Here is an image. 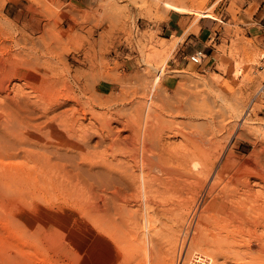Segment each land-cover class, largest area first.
Wrapping results in <instances>:
<instances>
[{"label": "rangeland", "instance_id": "374dc122", "mask_svg": "<svg viewBox=\"0 0 264 264\" xmlns=\"http://www.w3.org/2000/svg\"><path fill=\"white\" fill-rule=\"evenodd\" d=\"M170 9L217 17L202 63L151 27ZM263 53L264 0H0V74L12 75L7 92L21 100L4 107L0 92V264H264V94L253 98ZM102 122L124 127L122 137L134 131L133 147ZM194 128L216 139L221 159L233 152L235 168L249 167L226 185L235 201L206 195L209 184L169 188L183 179L163 173L160 154ZM252 166L263 178L247 175Z\"/></svg>", "mask_w": 264, "mask_h": 264}, {"label": "bare ground", "instance_id": "6f19581e", "mask_svg": "<svg viewBox=\"0 0 264 264\" xmlns=\"http://www.w3.org/2000/svg\"><path fill=\"white\" fill-rule=\"evenodd\" d=\"M168 49V48H167ZM167 51H170V49H168V50H166V52ZM165 54V53H164ZM18 57V56H17ZM20 58V57H19ZM12 59V58H11ZM15 60V59H14ZM13 60V61H14ZM12 62V61H11ZM23 62V61H22ZM1 64V63H0ZM1 65H3V64H1ZM0 65V66H1ZM3 67H5V65H3ZM12 67H13V65H12ZM11 67V68H12ZM14 70V69H13ZM10 71V70H9ZM2 74V73H1ZM0 74V92H6L7 93V95L9 96V93L7 92V90H8V85H10L9 84V82H10V80H11V77H12V75H9V73H8V75L9 76H5L4 74L5 73H3L2 75ZM13 75H14V73H13ZM55 80H56V78H55ZM52 81V80H51ZM57 81V80H56ZM54 84V83H53ZM50 85V84H49ZM49 87V89L50 90H52L53 89V87H52V89H51V87L50 86H48ZM58 87V86H57ZM56 87V88H57ZM43 90V89H42ZM54 90V89H53ZM260 90V87L258 88V90L257 91H259ZM44 91V90H43ZM46 91L47 92H49V90L48 89H46ZM256 91V90H255ZM257 91L255 92V93H257ZM41 93H42V91H41ZM44 93H45V91H44ZM102 93V92H101ZM14 95V94H13ZM234 95V94H233ZM94 96V95H93ZM56 97H58V96H56L55 94H53V93H48V98H47V101H48V99H49V101L48 102H50V103H52L51 105L53 106V105H55V104H57V103H59L58 102V100H57V98ZM75 97V96H74ZM237 97V96H236ZM235 97V98H236ZM6 98V97H5ZM7 98H9L8 100H7V103H5L4 104V107H6V106H9V107H11V105H10V103H12V102H15L14 104H17V106L18 107H21V103L19 102V101H21V100H13V96H9V97H7ZM98 98V97H97ZM59 99V98H58ZM102 99V98H101ZM5 100V101H6ZM237 100V99H236ZM61 101V100H60ZM99 101V100H98ZM104 101V100H103ZM234 101V100H233ZM86 102V101H85ZM102 102V101H101ZM139 102V101H138ZM204 102H206V101H203V104L205 105V103ZM239 102V101H238ZM99 104H100V102H98ZM207 103V102H206ZM209 103V102H208ZM13 104V105H14ZM45 104V103H44ZM199 104H202V103H198V105ZM212 104V103H211ZM210 104V105H211ZM214 104V103H213ZM237 104V103H236ZM3 105V104H2ZM1 105V107H3ZM12 105V106H13ZM101 105V104H100ZM193 105H194V103H193ZM192 105V106H193ZM208 105V104H207ZM215 105V104H214ZM235 105V104H234ZM102 106V105H101ZM217 106V105H216ZM237 106V105H236ZM241 106V105H240ZM61 107V106H60ZM194 108L196 107V104H195V106H193ZM198 107V106H197ZM208 107H209V105H208ZM208 107H207V109H208ZM211 107V106H210ZM214 107L215 106H212V108H213V110H214ZM49 108V107H48ZM172 108V107H171ZM219 108V107H218ZM218 108H216L215 107V109L218 111V110H220V108L218 109ZM236 107L234 106V109H235ZM242 108V107H241ZM247 108V107H246ZM251 108H253L252 107V105L249 107V109H251ZM17 109V108H16ZM91 109V108H90ZM166 109V108H165ZM176 109V108H175ZM199 110L198 111H200V110H202V109H200V108H198ZM237 109H239V107L237 108ZM92 110V109H91ZM181 110V109H180ZM205 110V109H204ZM211 110V112H213V110L212 109H210ZM216 110H214V111H216ZM232 110V109H231ZM241 110V109H240ZM11 111V110H10ZM69 111V110H68ZM80 111V110H79ZM85 111V110H84ZM93 111V110H92ZM121 111V110H120ZM162 111V110H161ZM169 111V110H168ZM195 111H197V109L195 110ZM206 111H208V110H206ZM233 111V110H232ZM249 111V110H248ZM247 111V112H248ZM211 112H208V113H211ZM12 112H10V114H11ZM81 113V112H80ZM151 113V112H150ZM198 113V112H197ZM214 113V112H213ZM212 113V114H213ZM245 113V112H244ZM65 114V113H64ZM67 114V113H66ZM93 114V113H92ZM108 114V113H107ZM207 114V113H206ZM205 114V112H204V115H206ZM211 114V115H212ZM70 115V114H69ZM159 115V114H158ZM203 115V116H204ZM210 115V114H209ZM15 116V115H14ZM215 116V115H214ZM16 117V116H15ZM104 117V116H103ZM103 117H100V119H99V121H102V118ZM105 117H106V115H105ZM111 117V116H110ZM224 117V116H223ZM222 117V118H223ZM17 118V117H16ZM66 118H67V116H66ZM79 118V117H78ZM113 118V117H112ZM210 118H212V116L210 117ZM65 119V118H64ZM98 119V118H97ZM106 119V118H105ZM212 119H214V118H212ZM224 119V118H223ZM75 120V119H74ZM78 120V119H77ZM110 120V119H109ZM108 120V121H109ZM157 120H158V118H157ZM162 119L160 118V121H161ZM216 120V119H215ZM214 120V121H215ZM222 120V119H221ZM12 121V120H11ZM10 121V122H11ZM71 121H73L72 119H71ZM76 121V120H75ZM159 121V120H158ZM157 121V123H159ZM163 121V120H162ZM161 121V126H163V127H167L169 124L167 123V122H162ZM219 121V120H218ZM217 121V123H219ZM229 121V120H228ZM176 122V121H175ZM182 122V121H181ZM180 122V123H181ZM204 123H205V121H203ZM67 123V122H66ZM73 123H74V121H73ZM107 123H109V122H107ZM154 123V122H153ZM179 123V124H180ZM196 123H197V121H196ZM230 123V122H229ZM75 124H77V123H75ZM74 124V125H75ZM79 124H80V122H79ZM90 124H92V123H90ZM102 124H105V123H103L102 122ZM156 124V123H155ZM160 124V123H159ZM188 123H186L185 125H187ZM199 124V123H198ZM200 124H201V122H200ZM199 124V125H200ZM207 124H208V122H207ZM224 124V123H223ZM226 124V123H225ZM106 126H107V132H108V134H110V135H112V139L113 140H116V142L118 141V143L120 144V143H122L123 144V146H126V147H129V149L130 148H132L133 146H132V144H133V142H132V137H133V132H131L132 133V135H131V133L130 134H126V135H124V137H122V136H120V131L122 130V128H124V127H120V128H117V129H114V127L113 126H111V123H110V125H108V124H105ZM104 125V126H105ZM189 125V128H190V124H188ZM187 125V126H188ZM193 125H194V122H193ZM210 125V124H209ZM212 125V124H211ZM228 125V124H227ZM233 125V124H232ZM71 126V125H70ZM184 126V125H183ZM205 126V125H204ZM207 126V125H206ZM213 126V125H212ZM223 125H222V123H221V126L220 127H222ZM234 126V125H233ZM53 127V126H52ZM51 127V128H52ZM94 127V126H93ZM96 127V126H95ZM162 127V128H163ZM201 127H203L202 126V124H201ZM210 127V126H209ZM216 127H217V125H216ZM218 127H219V124H218ZM218 127H217V129H218ZM230 127V126H229ZM91 128H92V126H91ZM154 128V127H153ZM188 128V129H189ZM196 128V127H195ZM194 128V129H195ZM203 128H207V127H203ZM214 127H212V129H213ZM57 129L58 128H56V130H55V133L57 134L58 133V131H57ZM66 129H68V128H66ZM146 129V128H145ZM157 129V128H156ZM165 129V128H164ZM187 129V131H185V130H183V131H185V132H183L182 131V133H181V137H182V140H183V147L181 146V148H176L175 150H170V152H168L167 154L165 153V151H164V153H163V151H162V153L163 154H160V157H159V163H158V165H159V167H160V169L163 171V173H165V174H167L169 177L170 176H172V177H170L171 179H173L174 177H175V179L177 178V177H180L181 179H183V181H181V182H177V188L175 187L176 185H174V189H173V186L171 185V183H167L170 187L169 188H172V190H174L175 192H179L180 193V191H188V192H194L195 190H198L197 189V186H198V188L200 189V188H202V187H204L206 184H209L208 185V189H207V193L208 194H206V195H219L220 194V196H222V198L223 199H226V198H234V196H235V190H233V189H227L226 188V185L228 184V182H231V180L233 179H237L238 177H235V174H238V173H240L241 171H243V169H241V168H243V167H241V165L242 164H240L239 166L241 167H238V168H235V163H237V160L235 159V157L233 156V152H229L228 153V155H226V157L224 158V159H221V154H220V152L219 151H217V149H216V147H215V143H216V139H213V137L212 136H207L203 131H204V129H202L203 131L202 132H200V131H198V130H196V131H189ZM197 129H198V127H197ZM220 129V128H219ZM95 130H96V128H95ZM147 130V129H146ZM152 130V129H151ZM160 130V129H159ZM176 130V129H175ZM199 130H200V126H199ZM210 130H211V128H210ZM216 130V129H215ZM57 131V132H56ZM82 131H83V129H82ZM219 131V130H218ZM78 132H79V130H78ZM107 132H106V134H107ZM155 132V131H154ZM154 132H153V136L155 135L154 134ZM209 132V131H208ZM212 133H214L213 131H211ZM210 132V133H211ZM61 133V132H60ZM81 132H79V134H80ZM78 134V133H77ZM84 134L85 135H88V136H90V138H91V135L93 134V133H91L90 131H85L84 132ZM172 134V133H171ZM222 135V134H221ZM100 136V135H99ZM107 136V135H106ZM145 136V135H144ZM214 136V135H213ZM223 136V135H222ZM74 137H76L75 136V134H74ZM80 137V136H79ZM81 137H83L82 135H81ZM103 137V136H102ZM122 137V138H121ZM135 137V136H134ZM133 137V138H134ZM89 138V137H88ZM127 138V140H125ZM219 138V137H218ZM217 138V139H218ZM78 139V138H77ZM79 139H81V138H79ZM83 139V138H82ZM84 139H85V137H84ZM103 139V138H102ZM136 139V138H135ZM151 139V138H150ZM222 139V138H221ZM86 140H87V138H86ZM104 140V139H103ZM107 140L108 139H106V141H102V142H107ZM78 141V140H77ZM109 141V140H108ZM125 143H123V142ZM219 141V140H218ZM217 141V142H218ZM222 141V140H221ZM80 143H82V141L80 142ZM8 144V143H7ZM84 144V143H83ZM99 144H101L102 145V143H100L99 142ZM103 144H105V143H103ZM144 144H145V142H144ZM10 145V144H9ZM82 145V144H81ZM112 145H115L114 143L112 144ZM149 145V144H148ZM154 145H156V144H154ZM163 145V144H162ZM219 145V144H218ZM84 146V145H83ZM104 146V145H103ZM144 146H146V145H144ZM150 146V145H149ZM98 147V146H97ZM151 147V146H150ZM149 147V148H150ZM157 147V146H156ZM104 148H106V147H104ZM2 149V148H1ZM118 149V148H117ZM151 149V148H150ZM158 149V148H157ZM163 149V148H162ZM104 151H105V149H103ZM122 150V149H121ZM257 150V149H256ZM120 152V151H119ZM122 152V151H121ZM160 152V151H159ZM161 153V152H160ZM102 154V153H101ZM151 154V153H150ZM63 155V154H62ZM61 155V156H62ZM151 156V155H150ZM60 157V156H59ZM145 157H146V155H145ZM148 157V156H147ZM42 158V157H41ZM65 158V157H64ZM150 158V157H149ZM149 158H147L146 159V161L148 160L149 161V163H150V161L152 160L151 158L149 159ZM248 157H246V159H247ZM67 159V158H66ZM112 159V158H111ZM242 159H244V158H242ZM215 160H219V163H218V165H216V166H214L213 165V163H214V161ZM153 161V160H152ZM243 161V160H242ZM245 161V160H244ZM244 161H243V163H244ZM50 162V161H49ZM107 162V161H106ZM154 162L155 161H153V164H154ZM241 162V161H240ZM247 162V161H246ZM47 162H45V169H47V166H49L48 165V163L46 164ZM91 163V162H90ZM148 163V162H147ZM155 163H157V162H155ZM169 163H174V164H176V166H172V165H170ZM151 164V163H150ZM169 164V165H168ZM246 164V163H245ZM74 165V164H73ZM77 165V164H76ZM250 165V164H249ZM252 165V164H251ZM79 164H78V167H75L74 168V170H75V176H78L79 174H81V173H79L80 172V170L78 169L79 168ZM91 166V165H90ZM221 166V167H220ZM63 167V166H62ZM4 168V167H3ZM53 168V167H52ZM58 168V167H57ZM81 168H83V167H81ZM245 168V167H244ZM247 168V167H246ZM245 168V169H246ZM249 168V167H248ZM247 168V169H248ZM9 169V168H8ZM87 169V168H86ZM7 170V169H6ZM34 170V169H33ZM77 170H79V171H77ZM82 170H84V169H82ZM90 170V169H89ZM88 170V171H89ZM104 170H105V168H104ZM46 171H48V169L46 170ZM45 171V172H46ZM95 172H96V170H94ZM250 171H252V172H250ZM250 171H246V173L248 172V176L249 175H254V176H260V177H262L263 178V175H262V173H261V170H259L258 168H255V167H253L252 166V169L250 170ZM48 172H50V171H48ZM60 172V171H59ZM83 172V174L85 173L84 171H82ZM94 172V173H95ZM8 173V172H7ZM47 173V172H46ZM86 173H89V172H87L86 171ZM85 173V174H86ZM93 173V174H94ZM110 173V172H109ZM74 174V173H73ZM90 174V173H89ZM244 174V173H243ZM11 175V174H10ZM87 175V174H86ZM98 175V174H97ZM106 175V174H105ZM52 176V175H51ZM82 177H84V175H81ZM88 176V175H87ZM241 176H242V174H241ZM240 176V177H241ZM54 177V176H53ZM90 178L92 177V176H89ZM88 177V178H89ZM95 177V176H94ZM101 177V176H100ZM168 177V178H169ZM243 177V176H242ZM80 178V177H79ZM85 179H86V177H84ZM104 178H107V176H105ZM113 178V177H112ZM166 178H167V176H166ZM48 179V178H47ZM77 179V178H76ZM92 179V178H91ZM163 180H165V179H163ZM166 180H168V182H169V180L170 179H166ZM213 180V181H212ZM243 180L245 181V179L243 178ZM69 181V180H68ZM76 181H78V180H76ZM100 181V183L101 182H105V180L102 178V179H100L99 180ZM235 182V181H234ZM248 182V181H247ZM114 183V182H113ZM232 183V182H231ZM240 183V182H239ZM86 185H87V183H85ZM84 184V185H85ZM99 184V183H98ZM241 184L242 185H245V186H248V183H246V182H241ZM76 185V184H75ZM84 185L82 186V188L84 187ZM104 185V184H103ZM102 185V186H103ZM106 185H109V184H105V188L104 187H102V189H101V187H99L100 189H101V192L103 193H99L100 195L99 196H101L100 198L103 200V202L104 203H106V199L108 198V193L106 194V190L105 189H107L108 188V186H107V188H106ZM190 185H192L193 187H191ZM218 185H220L221 186V188L219 189L218 188ZM234 185V184H233ZM2 186V185H1ZM4 186V185H3ZM88 186H89V184H88ZM229 186V185H228ZM244 186V187H245ZM115 187V186H114ZM76 188L78 189V185H76ZM85 189L87 188V187H84ZM91 188V190H89V191H91L92 192V187H88L87 189H86V191L88 190V189H90ZM113 188V187H112ZM168 188V190H170ZM230 188H231V186H230ZM71 189V188H70ZM96 189V188H95ZM98 189V188H97ZM166 190H167V188H165ZM236 189H237V187H236ZM79 190V189H78ZM77 190V191H78ZM240 190H242V188L240 189ZM83 191H85V190H82V193H79V195L80 194H85L86 192H83ZM99 191V190H98ZM116 191V190H115ZM120 191V190H119ZM9 192V191H8ZM12 192V191H11ZM81 192V191H80ZM118 192V191H117ZM121 192V191H120ZM238 192V191H237ZM75 193H77V192H75ZM89 193V192H88ZM109 194H111V193H109ZM182 194V193H181ZM237 194V193H236ZM103 195H104V197H103ZM108 195V196H107ZM86 196H88V195H86ZM120 196V195H119ZM248 196H250V195H248ZM79 197V196H78ZM81 197V196H80ZM110 198H112V197H109L108 199L110 200ZM239 198V197H238ZM259 199V198H258ZM255 196H253L252 195V197L250 198V199H242V198H240L239 199V201L237 200V202H240L241 204H242V206L241 207H237L236 205V207H235V209L236 208H238V211H237V213H236V215H238V213H239V215L238 216H240V215H243V212H244V209H245V206L248 204V202L249 201H257L258 200ZM220 200V199H219ZM227 200V199H226ZM224 201V200H223ZM227 201H229V199L227 200ZM231 202H232V199L230 200ZM229 201V202H230ZM233 201H235V198H234V200ZM230 202V203H231ZM251 202V203H252ZM161 204V203H160ZM239 204V203H238ZM237 204V205H238ZM240 204V205H241ZM163 205V204H162ZM102 207V205L101 204H98V203H96V206L95 207H93L94 209L93 210H95V211H97V212H100L101 211V208ZM168 207H172V206H168ZM230 207H232V206H230ZM229 207V208H230ZM252 207V206H251ZM259 207V206H258ZM107 207H105L104 209H106ZM263 208V207H262ZM166 209H168L167 207H166ZM173 208H170V211L172 210ZM255 209V208H254ZM257 209V208H256ZM165 210V208H163V211ZM169 210V209H168ZM234 210V209H233ZM264 210V209H263ZM159 211V210H158ZM166 211V210H165ZM164 211V212H165ZM235 212H236V210H235ZM259 212H261V211H259ZM228 213V212H227ZM229 214V213H228ZM233 214H235V213H233ZM232 214V215H233ZM250 214V213H249ZM259 215V214H258ZM254 216V215H253ZM260 216V215H259ZM263 216V215H262ZM237 217V216H236ZM241 217V216H240ZM240 217H237V218H240ZM243 217V216H242ZM241 217V218H242ZM255 217V216H254ZM243 220V219H242ZM259 223V222H258ZM257 223V224H258ZM233 225V224H232ZM172 226V225H171ZM226 226V225H225ZM236 226V225H235ZM251 226V225H250ZM248 227V226H247ZM260 227V226H259ZM171 229V228H170ZM237 231V230H236ZM232 232V231H231ZM222 234V233H221ZM217 235V234H216ZM229 235V234H228ZM226 236V237H228L229 238V236ZM224 236V235H223ZM216 237H218V236H216ZM223 238V237H222ZM219 240H218V242L220 241V237L218 238ZM225 239V238H224ZM262 239V238H261ZM228 240V239H227ZM237 240V239H236ZM224 241V240H223ZM221 242V246H222V241H220ZM219 242V243H220ZM225 242V241H224ZM263 242H264V240H263ZM171 244V243H170ZM225 244L223 243V246H224ZM220 246V247H221ZM222 246V247H223ZM247 246V245H246ZM220 250H221V248H220ZM237 250V249H236ZM248 250H251L250 248L249 249H247V252H248ZM262 250V249H261ZM264 250V249H263ZM224 251V250H223ZM220 252V251H219ZM225 252H226V250H225ZM258 252V251H257ZM264 252V251H263ZM221 253V252H220ZM224 255V254H223ZM231 255V254H230ZM236 257V256H235ZM263 258H264V256H262Z\"/></svg>", "mask_w": 264, "mask_h": 264}, {"label": "crops", "instance_id": "0c3cea01", "mask_svg": "<svg viewBox=\"0 0 264 264\" xmlns=\"http://www.w3.org/2000/svg\"><path fill=\"white\" fill-rule=\"evenodd\" d=\"M215 23H218L217 17L211 19L209 16H200L197 18L192 12L170 9L164 18L151 23V27L162 41L173 37L180 38L177 46L186 57L197 49L205 51L209 48V42L215 34ZM146 29L148 27H144V30ZM126 67L129 68V65L127 64Z\"/></svg>", "mask_w": 264, "mask_h": 264}, {"label": "built area", "instance_id": "2783aa9c", "mask_svg": "<svg viewBox=\"0 0 264 264\" xmlns=\"http://www.w3.org/2000/svg\"><path fill=\"white\" fill-rule=\"evenodd\" d=\"M211 39H213V37L211 38ZM186 57L190 60V61H192V62H194V63H197V64H200L202 61H203V59L206 57V52L204 51V50H202V49H197V50H195L194 52H192V53H190V54H188V55H186ZM261 60H262V62H261V68L264 70V53L262 54V56H261ZM259 87H260V90L259 91H257V93L254 95V99L256 98V96L257 95H259V94H264V80H263V82L259 85ZM258 87V88H259ZM264 96V95H263ZM202 264H205V262H203Z\"/></svg>", "mask_w": 264, "mask_h": 264}]
</instances>
